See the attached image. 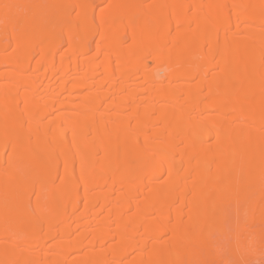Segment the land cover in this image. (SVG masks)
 I'll list each match as a JSON object with an SVG mask.
<instances>
[{"label":"bare ground","instance_id":"obj_1","mask_svg":"<svg viewBox=\"0 0 264 264\" xmlns=\"http://www.w3.org/2000/svg\"><path fill=\"white\" fill-rule=\"evenodd\" d=\"M0 264H264V0H0Z\"/></svg>","mask_w":264,"mask_h":264}]
</instances>
